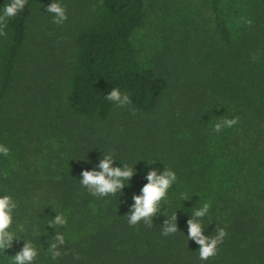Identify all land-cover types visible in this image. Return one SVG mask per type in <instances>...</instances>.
<instances>
[{
	"label": "trees",
	"instance_id": "trees-1",
	"mask_svg": "<svg viewBox=\"0 0 264 264\" xmlns=\"http://www.w3.org/2000/svg\"><path fill=\"white\" fill-rule=\"evenodd\" d=\"M9 2L0 0V14ZM53 2L28 0L0 36V144L11 149L0 155V197L18 204L12 230L25 229L0 264H11L24 239L39 251L35 264H264V0H199L171 70L139 60L133 37L146 0H55L67 11L61 25L46 11ZM114 88L132 104L108 101ZM237 116V125L213 131ZM104 154L136 174L100 198L80 180ZM166 168L177 181L161 211L176 212L179 229L168 236L163 214L151 228L126 218L148 173ZM203 203L211 206L204 235L228 234L207 261L187 239ZM57 213L66 227H48ZM56 232L68 254L52 260Z\"/></svg>",
	"mask_w": 264,
	"mask_h": 264
},
{
	"label": "clouds",
	"instance_id": "clouds-1",
	"mask_svg": "<svg viewBox=\"0 0 264 264\" xmlns=\"http://www.w3.org/2000/svg\"><path fill=\"white\" fill-rule=\"evenodd\" d=\"M28 0H10L3 7V13L0 14V36H7L5 29L8 21L16 18L21 13ZM46 11L53 14V23L57 25L63 24L67 19L66 8L55 2L51 3ZM250 24L251 21H248ZM108 101L113 102L117 107L125 108L132 104V100L128 93H122L119 88H114L105 97ZM135 113V109H132ZM240 122V118H220L215 123L213 131L221 132L225 127L231 128ZM11 149L3 144H0V155L9 156ZM115 158L112 154H104L103 159L98 165L99 170L83 171L80 184L87 188L89 193L94 197H109L115 196L127 185L126 182L136 174L135 169L124 163L123 168L113 167ZM147 183L142 189V195L134 196L135 204L131 212L126 216L129 225L135 226L141 221L148 227H153V220L158 214H163L168 217L162 227V235L168 236L179 231L177 226L176 212L168 215V211H161L164 208V203L167 202L169 189L177 181V175L171 169L166 168L162 174H158L156 170L148 173ZM181 199L186 200L187 196L181 193ZM210 204L203 203L202 206L194 208L192 218L188 220V240L195 241L199 247V259L207 261L214 258L219 252V246L227 237V232L223 228L216 227L215 234L211 237L204 235L205 227L203 219L210 213ZM18 208L16 200L10 195L0 197V252H4L13 247L14 241H19L21 235L25 231L23 225L17 224L16 230L13 231L14 213ZM211 221V220H210ZM68 219L65 215L57 213L54 219L48 221V227L56 229L57 227H66ZM38 233L37 229H34ZM66 244V239L63 234L56 232L54 238L50 242L48 252L52 260L60 258L62 255H67V252H61V248ZM39 256L37 247L31 242L24 239V247L21 251L11 257V264H35ZM79 255H75V259H79Z\"/></svg>",
	"mask_w": 264,
	"mask_h": 264
},
{
	"label": "rangeland",
	"instance_id": "rangeland-1",
	"mask_svg": "<svg viewBox=\"0 0 264 264\" xmlns=\"http://www.w3.org/2000/svg\"><path fill=\"white\" fill-rule=\"evenodd\" d=\"M199 0H180V10L167 7L166 0H146V18L135 31L133 42L144 67L171 70L175 62L176 42L181 43L190 20L197 19L194 5ZM188 6V7H187ZM181 45V44H180ZM171 55V56H170Z\"/></svg>",
	"mask_w": 264,
	"mask_h": 264
}]
</instances>
